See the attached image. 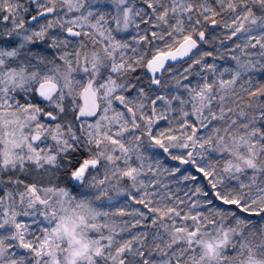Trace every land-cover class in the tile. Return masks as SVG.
Instances as JSON below:
<instances>
[{
	"label": "snow or ice",
	"instance_id": "6c2138e0",
	"mask_svg": "<svg viewBox=\"0 0 264 264\" xmlns=\"http://www.w3.org/2000/svg\"><path fill=\"white\" fill-rule=\"evenodd\" d=\"M0 264H264V0H0Z\"/></svg>",
	"mask_w": 264,
	"mask_h": 264
}]
</instances>
